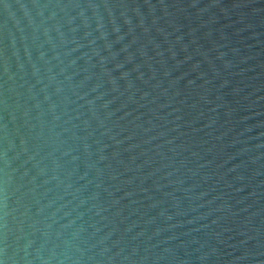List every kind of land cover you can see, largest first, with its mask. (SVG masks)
Masks as SVG:
<instances>
[{"label": "water", "instance_id": "water-1", "mask_svg": "<svg viewBox=\"0 0 264 264\" xmlns=\"http://www.w3.org/2000/svg\"><path fill=\"white\" fill-rule=\"evenodd\" d=\"M0 261L264 264V0H3Z\"/></svg>", "mask_w": 264, "mask_h": 264}, {"label": "snow or ice", "instance_id": "snow-or-ice-1", "mask_svg": "<svg viewBox=\"0 0 264 264\" xmlns=\"http://www.w3.org/2000/svg\"><path fill=\"white\" fill-rule=\"evenodd\" d=\"M0 3H3V0H0ZM0 264H3V261H0Z\"/></svg>", "mask_w": 264, "mask_h": 264}]
</instances>
